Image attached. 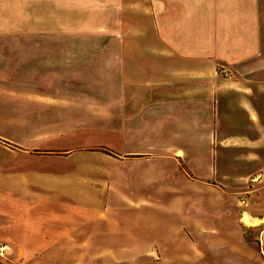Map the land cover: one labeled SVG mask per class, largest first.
<instances>
[{
  "label": "crops",
  "instance_id": "obj_1",
  "mask_svg": "<svg viewBox=\"0 0 264 264\" xmlns=\"http://www.w3.org/2000/svg\"><path fill=\"white\" fill-rule=\"evenodd\" d=\"M30 2L21 0L19 15L8 10V0L0 1V93L13 97L17 71L27 104L21 119L0 112V133L13 131L15 124L23 134L2 151L7 159L0 161V245L22 263L37 257L42 264L57 262L53 255L65 249L70 254H62L63 264L145 256L141 247L163 245V238L152 224L127 223L118 214H133L134 204L149 203L145 189L167 192L158 181L171 169L181 167L193 180H211L222 172L215 166V148L234 146L218 133L215 92L173 96L189 85L188 71L197 70L199 80L206 68L213 72L222 63L245 87H255L258 92L236 91L244 97L253 133L264 135V0H37L38 12L44 3L65 25L53 30L29 27ZM129 5L144 7V15L135 12L133 24ZM110 7L116 9V23L108 18ZM18 21L22 28L14 29ZM132 53L150 60L130 61ZM94 70L117 75L115 82L98 86L95 96ZM132 70L149 72L134 81ZM79 77L91 83L80 85L81 94ZM52 85L53 93L43 90ZM145 91L154 98L132 108ZM31 104L62 111L61 120L31 123ZM246 141L245 161L264 165V138L256 145L253 137ZM114 198L125 206L110 207ZM251 218L264 223V216ZM261 242L264 254V228Z\"/></svg>",
  "mask_w": 264,
  "mask_h": 264
},
{
  "label": "rangeland",
  "instance_id": "obj_2",
  "mask_svg": "<svg viewBox=\"0 0 264 264\" xmlns=\"http://www.w3.org/2000/svg\"><path fill=\"white\" fill-rule=\"evenodd\" d=\"M8 1L10 2L7 5L8 10L13 8L14 13L20 15L21 0ZM39 5L40 3L38 4L37 0H31L30 2V10L34 12V15H31L29 24L31 29L53 30L65 26L64 23L57 20L58 17L53 13L48 14L44 3L42 4L43 7L41 6L42 12H38ZM43 10L46 13H43ZM127 10V17H130L128 20L131 24L134 22L135 12H138L137 14L141 16L145 13L142 12L144 11L142 6L129 5ZM108 11V18H111V23H116L114 21L116 19V9L110 7ZM37 13H41L40 16L38 15V18L41 19L39 21L36 20ZM65 16L62 15L63 18ZM77 16L79 18L82 15L78 14ZM13 27L14 29H20L22 24L20 21L14 22ZM9 56L10 58L20 57L16 53H9ZM128 56L131 59L130 61L135 58L142 61V63H148L150 60L149 55L145 53L137 55L132 53ZM114 58L117 60L116 56ZM104 60L109 61L108 55H104ZM130 72L136 74L132 77L135 81V79H140V75L142 76V74L149 71L132 70ZM188 72L189 85L182 86L183 89L173 94V96L203 94L205 92L207 95L215 92L218 97V133L220 136L227 137L226 140L230 143L228 145L234 146H230L232 148L229 149H224L221 146L215 148V166L219 173L221 170L222 172L213 176L211 180L205 182L193 180L184 170H180L181 167L176 170L171 169V172H168L167 179L162 180V178H159L158 181L159 189L164 186L167 192H157L153 186L150 190L145 189V192L148 193L149 203L140 201L138 204H134L137 209L133 210V214H118L117 217L120 219L124 217L127 223L137 224L138 226L145 223L152 224L157 230V237L159 239L163 238L164 244L141 247L142 252L146 251L148 254L112 264H264L261 242V230L264 228V223L257 225L256 220L251 218L252 216H264V165L254 166L245 161L247 136L253 137L254 145H256L257 139L261 140L264 135L253 133L249 115L243 111L245 109V106H243L244 97H241V92L236 91V89L248 88L254 92H258V90L252 86L245 87L239 81L237 73L222 63H216L213 72H209L206 68L204 78L199 76V80L194 79L197 70ZM92 73L95 91L94 93L88 91L94 96L98 94L96 89L98 86L115 82L117 76L114 74L116 71H106L104 74L103 71L94 70ZM10 78H7V81H10ZM97 79H100L102 83L97 82ZM21 82V73L17 74V71H15L12 83L13 91L11 92L13 97L0 93V112H3L9 120L21 119V116L25 115L27 111V104L22 101V96H20V93L22 94ZM191 82L196 85H191ZM31 83H33L32 77ZM90 84V82L84 80V77H79V94L85 90L80 85ZM53 87L54 85L51 86L50 91H47L46 87L43 90L50 94L54 92H52ZM5 88L11 89V81ZM145 92L146 97L143 96L139 100L133 101L132 108L154 98L149 96V92ZM159 96V98L164 97V94ZM253 104L254 108L257 109L255 97L253 98ZM260 105L264 108V99ZM30 111L31 123L39 122L54 125L61 120L59 114L62 111L54 107L39 108L37 106L33 107L31 104ZM261 119H263L262 116ZM11 127L14 129L13 131L0 133V161L7 159L2 151L11 148L9 144L14 143V141H21L23 137L21 130L15 128V124ZM1 129L7 131L5 123H3ZM47 166L52 168L50 164H47ZM182 167L184 166L182 165ZM53 168H58V166L55 167L53 164ZM160 168L158 167L159 171ZM113 170L116 171V166L113 167ZM258 175L263 179L260 181L253 179ZM109 180L116 185V178H110ZM108 205L112 208L125 206L115 198ZM245 216H248L254 225L245 224ZM112 248L120 249L121 247ZM127 248L130 249L131 247ZM81 249L85 250L86 247H78V250ZM55 253H58V256L53 255V257H58L59 261L50 264H63L62 259H64V256L62 254L65 253L66 256V253L70 254V250L65 249V252L62 250ZM0 264H42V262L37 257L31 262L22 263L21 260L16 259L14 252L9 249L8 251L1 250Z\"/></svg>",
  "mask_w": 264,
  "mask_h": 264
},
{
  "label": "bare ground",
  "instance_id": "obj_3",
  "mask_svg": "<svg viewBox=\"0 0 264 264\" xmlns=\"http://www.w3.org/2000/svg\"><path fill=\"white\" fill-rule=\"evenodd\" d=\"M245 224L254 225L253 221L248 216L245 217Z\"/></svg>",
  "mask_w": 264,
  "mask_h": 264
},
{
  "label": "built area",
  "instance_id": "obj_4",
  "mask_svg": "<svg viewBox=\"0 0 264 264\" xmlns=\"http://www.w3.org/2000/svg\"><path fill=\"white\" fill-rule=\"evenodd\" d=\"M1 250H5L6 251V247L5 246H0V253H1Z\"/></svg>",
  "mask_w": 264,
  "mask_h": 264
}]
</instances>
